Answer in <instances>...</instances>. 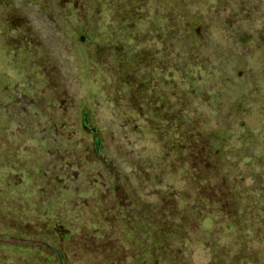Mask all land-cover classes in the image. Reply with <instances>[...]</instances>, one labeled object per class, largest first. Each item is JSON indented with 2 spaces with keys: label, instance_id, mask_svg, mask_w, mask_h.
<instances>
[{
  "label": "rangeland",
  "instance_id": "rangeland-1",
  "mask_svg": "<svg viewBox=\"0 0 264 264\" xmlns=\"http://www.w3.org/2000/svg\"><path fill=\"white\" fill-rule=\"evenodd\" d=\"M21 1L22 8L8 4L0 10V30L22 49L21 54L11 52L7 63L11 83L0 87V175L12 188L1 195L7 186L0 184V197L6 196L0 200V264H120L115 251L122 242L117 233L108 232L114 199L100 179L103 170L86 165L107 158L116 169L125 160L119 146L101 149L102 156H91L84 149L92 141L77 131L82 109H87V101L93 102V120L86 116L93 129L109 120L115 111L107 106L108 98L117 103L124 99L113 87L121 60L112 56L144 48L146 68L153 71L149 84L156 95L146 102L180 103L175 108L182 106L187 115L192 105L207 108L212 103L209 96L194 94L200 75L211 67L220 71L218 79L223 71L235 69L234 82L244 88L245 96L237 100L244 105L245 130L250 127L264 135V0H180L184 6L173 0H130L128 5L127 0H103L100 11L91 13V21L81 26L89 32L83 34V41L72 32L79 26L73 16L89 14L87 0L50 1V7H44L42 0ZM50 12L53 15L47 17ZM116 14L119 18L113 19ZM87 60L96 63L87 66ZM189 64L193 73L184 71ZM22 66L31 77L15 74ZM135 82L132 85L141 90L143 86ZM140 97L127 98L144 104ZM216 103L209 108L223 110L225 100L217 97ZM27 136L35 141H27ZM57 137L67 141L71 181L64 184L58 179L60 173L50 168L59 150L54 148ZM45 140L52 141L48 149ZM8 165L14 169L10 171ZM44 216L58 218L55 226L69 236L49 240L47 235L54 236L50 225L36 222ZM8 225L22 230L39 227L43 236L26 238ZM26 245L44 249L35 254ZM46 255L55 260L48 262Z\"/></svg>",
  "mask_w": 264,
  "mask_h": 264
},
{
  "label": "trees",
  "instance_id": "trees-1",
  "mask_svg": "<svg viewBox=\"0 0 264 264\" xmlns=\"http://www.w3.org/2000/svg\"><path fill=\"white\" fill-rule=\"evenodd\" d=\"M50 1L57 3V0H42L41 3L50 7ZM58 1L61 4L62 1ZM127 1L126 5L131 2ZM173 1L184 6L180 0ZM87 2L91 5L89 14L73 16L79 26L72 32L78 33L80 39L82 37L80 41L86 37L83 34H89L81 26L88 24L91 15L98 13L104 4L103 0ZM22 3L0 0V10L8 4L22 8L25 4ZM52 15L50 12L47 17ZM116 17L119 18L116 14L113 19ZM21 37L23 40L24 35ZM20 49L12 45L9 35L0 30L1 88L11 83L8 81V76H12L8 71V58L12 57V51L21 54ZM143 49L140 52L132 50L130 55L114 53L112 56V60H121L117 85L113 87L121 91L119 94L124 99L122 97L123 101L117 103L112 97L108 98L107 106L115 111L109 120L105 119L98 129H93L89 122L93 120L90 114L93 102L85 98L87 109H82L83 117L77 123V131L91 138L90 145L84 148L91 156H102L104 150L114 145L122 148L120 155L124 157V166L114 169L107 158H96L95 163L86 165L96 164L103 170L100 179L107 186L108 195L114 199L111 201V208H114L110 217L112 228L108 232L117 233L119 242H122L115 251L120 264H264V135L250 127L248 132L245 130L248 124L243 114L244 105H238L244 88L234 82L235 69L223 71L217 79L216 73L220 71L209 67L197 82L192 80L199 85L195 95H208L214 105L217 97L224 99L225 103L221 104L223 110L219 112L209 108L213 105L209 102L203 109L201 105H192L194 107L187 110V115L182 106L175 108L180 103L146 102V98L156 95L155 88L149 84L153 71L146 68ZM94 63L93 60L86 65ZM135 63L142 70H137ZM190 66L185 65V73H193ZM24 67L15 74L31 77ZM198 70L200 72L202 68ZM218 80L222 85L217 84ZM133 81L143 88L137 91L138 85H132ZM138 95L144 104L135 99L128 101L129 96ZM219 104L216 103V107ZM237 128L244 132L236 131ZM32 138L27 136V141L34 142ZM54 140V148L59 150L55 153L56 162H50V168L53 173V169L60 173L58 179L64 184L67 179L71 181L67 178L70 172L64 147L67 141L62 137ZM51 143L45 142V147ZM40 147L42 144L38 147L42 153ZM8 167L10 171L14 169ZM14 174L9 172V175ZM4 179L5 175H0V184L9 185L10 182L6 184ZM54 180L57 182L55 177ZM6 188L1 195L12 190L10 186ZM5 198V195L1 196L0 200ZM57 220L48 216L36 218V222L40 221L39 226L47 222L52 228L54 236L47 235L49 240L69 236L68 232L62 233L55 226ZM88 227L96 228L91 224ZM8 228L26 238L43 236L39 227L22 230L8 225ZM26 246L35 254L44 249L37 245ZM46 257L48 262L55 260L53 255Z\"/></svg>",
  "mask_w": 264,
  "mask_h": 264
}]
</instances>
